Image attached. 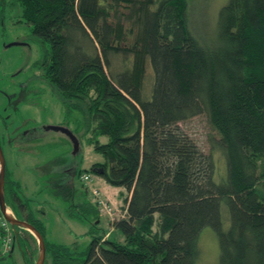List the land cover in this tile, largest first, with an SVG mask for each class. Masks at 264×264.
I'll return each mask as SVG.
<instances>
[{
  "label": "trees",
  "instance_id": "obj_1",
  "mask_svg": "<svg viewBox=\"0 0 264 264\" xmlns=\"http://www.w3.org/2000/svg\"><path fill=\"white\" fill-rule=\"evenodd\" d=\"M16 5L18 20L48 42L37 64L43 79L67 110L81 114L73 134H87L103 156L88 168L75 165L76 175L127 192L124 216L111 222L123 239L94 236L81 256L47 240L5 165V204L43 236V264H197L204 226L216 234L219 264H264V0H228L205 41L188 28L186 0H0V22ZM196 115H204L223 153L218 177L213 151L203 152L180 126ZM71 170H61L56 185L65 200ZM85 203L80 209L97 216ZM11 228L8 252L20 244L19 230L36 242L28 230ZM22 239L24 263L33 264L38 247L27 253Z\"/></svg>",
  "mask_w": 264,
  "mask_h": 264
},
{
  "label": "rangeland",
  "instance_id": "obj_2",
  "mask_svg": "<svg viewBox=\"0 0 264 264\" xmlns=\"http://www.w3.org/2000/svg\"><path fill=\"white\" fill-rule=\"evenodd\" d=\"M227 1L186 0L184 10L189 30L194 32L202 41H205V38H210L211 34L216 32L214 30L220 8ZM120 10L124 13L121 20L127 26L128 9L125 10V6L121 4ZM20 12L21 9L18 5L8 6L3 17V23L0 22V109L7 108L5 111H0L2 114H9L7 122L10 124L6 127L0 125V141L6 168L9 176L21 183L18 193L28 199L27 202L31 206L33 214L38 215L43 220L46 226L47 240L68 245L81 255L94 236H102L103 239L108 237L118 241L123 239L122 233L115 228L113 229L111 222L124 213V196L127 192L124 188L111 186L103 178L91 174L92 180L87 182H84L77 175L71 177L73 193L69 195V200H65L64 196L59 193L61 187L56 185L59 176L60 178L63 177L60 172L68 170L72 165L88 168L91 163L102 161L103 156L95 152L93 146L87 143L88 136L81 134L82 131L76 133L80 135L77 136L79 148L73 154L72 143L67 135L59 130L54 131L45 128V125L48 124L63 126L68 124V127L73 129L76 119L81 121L82 118L77 111H70L64 107L56 94L51 92L47 82L40 80L42 71L40 72L38 66L35 69L32 67L34 62L37 64L41 62V58L48 48V42L37 39L32 34L30 25L18 20L17 17ZM18 40L25 41L29 46L10 44ZM119 60L120 57L114 58L115 64ZM20 67L23 68L21 71H19ZM145 67L142 89L144 93L149 94L153 82L152 69L147 62ZM33 71L37 77L36 81L31 82L29 89L35 88V91H30L23 100L18 102L14 101L15 97H12L10 106L6 98L17 93L19 82L24 81ZM180 126L203 152L208 153L210 149L213 151L218 177V174L225 169L223 153L214 146L216 140L215 137L213 138L212 130L209 128L204 115L191 117L185 122H181ZM22 130H31L33 136L27 137L29 139L21 146L20 143L18 145L9 144L6 134L13 135L15 131L16 134H19ZM16 137L18 142H23L25 139L20 138V135H16ZM99 139L101 142H105L107 137L99 136ZM84 202L92 205V208H96L98 215H94L92 211L80 209L78 205ZM70 203L77 205L73 207L69 205ZM220 206L222 220L227 225V206L223 201ZM8 210L10 214L14 215L11 208L8 207ZM4 221L0 214V264H25L21 252V249L25 248V241L22 238L28 242L27 253L31 249L37 248L36 242L25 235L22 230H19L20 244H16L11 252L3 254V240L6 238L4 236L5 227L9 228L13 235V230L8 223L3 226ZM198 239L197 264H219L218 240L214 230L208 226L202 227Z\"/></svg>",
  "mask_w": 264,
  "mask_h": 264
},
{
  "label": "water",
  "instance_id": "obj_3",
  "mask_svg": "<svg viewBox=\"0 0 264 264\" xmlns=\"http://www.w3.org/2000/svg\"><path fill=\"white\" fill-rule=\"evenodd\" d=\"M10 44H16V42H11ZM46 129H52V130H59L65 135H67L72 143L73 151L72 153L75 154L78 151L79 148V140L78 137H76L72 130L68 126H62V125H45ZM5 165L6 161L4 159L3 150L0 145V214L3 216V218L7 221V223L10 226H19L24 228L25 230H28L32 236L36 239V247H38L36 260L33 264H43L45 261V252H46V246L44 245V238L39 232V230L36 229L34 225L29 223L27 220H23L18 218L17 216H14L10 214V211L8 210L7 204H5V194H4V178H5Z\"/></svg>",
  "mask_w": 264,
  "mask_h": 264
},
{
  "label": "flooded vegetation",
  "instance_id": "obj_4",
  "mask_svg": "<svg viewBox=\"0 0 264 264\" xmlns=\"http://www.w3.org/2000/svg\"><path fill=\"white\" fill-rule=\"evenodd\" d=\"M16 42V44H23V45H27V46H29L27 43H25V41H22V40H18V41H15ZM38 65H37V62H34L33 63V65H32V67L35 69V67H37ZM23 68L22 67H20L19 68V71H21ZM18 71V72H19ZM36 75H35V72L33 71L29 76H27L26 78H25V80L24 81H20L19 82V85H18V87H19V91L17 92V93H15V94H13V96H8V98H6V99H8V104L10 105V101H11V99H12V97H15V100L14 101H21V100H23L25 97L24 96H26L28 93H30V91H32L33 92V90L35 91V88H31V89H29V86H30V84H31V82H33L34 80L36 81ZM41 81L42 80H44L42 77H41V79H40ZM45 81V80H44ZM48 85V84H47ZM50 87V86H49ZM50 90H51V92L52 93H54L53 92V90H52V87H50ZM11 106V105H10ZM1 111H5V110H7V108L6 107H3L2 109H0ZM1 111H0V125H10L9 124V122H7V118H9L8 117V115L9 114H2L1 113ZM63 126V125H62ZM66 126H68V125H66ZM65 126V127H66ZM14 131V130H13ZM7 135V140H8V143L10 144V143H15V144H17L18 145V143H20V146H21V144L23 145V143H26L27 142V140L31 137V135L33 136V133H32V131L31 130H25V131H21V132H19V134L17 133L16 134V131H15V133L13 134V135H11V134H6ZM16 135H20V138H25L24 139V141L22 142V141H20V142H18L17 141V137H16ZM4 136V135H3ZM27 137H29V138H27ZM23 140V139H22ZM0 145H1V141H0ZM75 167V165H72V167H69L68 169L70 170V169H72L71 171H72V176H75L76 175V170L75 169H73ZM70 171V172H71Z\"/></svg>",
  "mask_w": 264,
  "mask_h": 264
},
{
  "label": "built area",
  "instance_id": "obj_5",
  "mask_svg": "<svg viewBox=\"0 0 264 264\" xmlns=\"http://www.w3.org/2000/svg\"><path fill=\"white\" fill-rule=\"evenodd\" d=\"M90 175L91 174H88V173L83 172L82 174H80V179H82L84 182L90 181V180H92L91 177H90ZM93 192L95 194H97V192L95 190H93ZM124 214H125V211L121 215V217H123ZM6 224H7V221L5 220L3 226H5ZM4 232H5V235L4 236L6 238H5V240H3L4 244H3V247H2L3 248L2 253L3 254H6V252H8L11 249V246L10 245L12 244L11 242H13L14 237H12L13 236L12 235V231L9 228L5 227Z\"/></svg>",
  "mask_w": 264,
  "mask_h": 264
},
{
  "label": "bare ground",
  "instance_id": "obj_6",
  "mask_svg": "<svg viewBox=\"0 0 264 264\" xmlns=\"http://www.w3.org/2000/svg\"><path fill=\"white\" fill-rule=\"evenodd\" d=\"M96 202V201H95ZM113 206V205H112ZM115 210V209H114ZM97 223V222H96ZM109 235V234H108Z\"/></svg>",
  "mask_w": 264,
  "mask_h": 264
}]
</instances>
